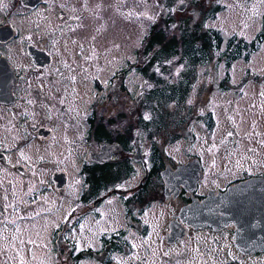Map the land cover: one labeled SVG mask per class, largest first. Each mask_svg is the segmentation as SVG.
I'll return each instance as SVG.
<instances>
[{
  "label": "flooded vegetation",
  "instance_id": "1",
  "mask_svg": "<svg viewBox=\"0 0 264 264\" xmlns=\"http://www.w3.org/2000/svg\"><path fill=\"white\" fill-rule=\"evenodd\" d=\"M119 3L0 0V264L43 263L46 250L33 257L43 247L32 229L39 227L42 238L47 215L59 219L50 228L48 264L84 258L115 264L119 255L124 264H157L161 244L166 252L194 243L211 253L227 235L221 264H264V247L257 245L264 241V118L260 128H233V138H213L217 113L194 117L185 107L192 92L168 84L151 91L143 71L156 62L144 60L145 40L136 66L143 74L140 98H169L167 106L171 101L175 108L160 118L159 104L143 107L140 99L133 106L129 50L106 31L113 14L126 15V1ZM161 9L164 20L171 18L164 4ZM260 45L240 41L235 47L239 54L248 49V62ZM245 95L235 92V110ZM135 110L139 128L131 135ZM152 121L156 129L149 132ZM193 122L203 125L207 139ZM105 146L109 159L99 160ZM74 177L78 192L67 217L63 206ZM228 200L235 220L225 221ZM106 203L122 213V229L113 226L95 248L81 249L73 233H81L90 216L104 219L99 211ZM164 210L169 217L162 220ZM199 211L213 222L197 220ZM116 214L107 210L110 219ZM238 226L248 227L255 242L237 243ZM181 256L177 250L171 259Z\"/></svg>",
  "mask_w": 264,
  "mask_h": 264
},
{
  "label": "rangeland",
  "instance_id": "2",
  "mask_svg": "<svg viewBox=\"0 0 264 264\" xmlns=\"http://www.w3.org/2000/svg\"><path fill=\"white\" fill-rule=\"evenodd\" d=\"M101 1L103 0H98L99 3ZM114 1L117 2V0ZM124 1H126V6L123 7L126 11L125 17L122 18L121 14L119 16L113 14L112 19H107L109 24L106 31H110L109 35L113 36L115 40L117 39L116 41L121 46L123 45L129 50V59L132 66H134L129 74L130 93L133 96L131 104L133 106H137L136 100L141 97L140 95L144 88L143 76H145V79L148 82L151 81L150 83L153 85L151 91L154 88L157 90L156 86L163 88L164 86L167 87L168 84L169 87L170 85L171 87L178 85V90L181 88L180 90L182 91L192 92V95L188 96L185 107L192 109L194 117L198 113H207L215 110L218 127L213 138L217 140L233 138V128H237L241 132H248L252 127L260 128V119L264 118V83H261L264 82V41L258 47L256 53L252 52L249 54L248 62L245 60L248 49L244 47L242 53L239 54V52H235L238 48L234 46L240 41L247 44L253 43L264 33V0ZM161 4L166 6L167 12L171 16L169 21L163 19ZM182 4H187V11L183 14L177 11ZM119 5L122 6V0H120ZM191 11H193V14H191ZM111 21H114V23L112 24ZM154 28L173 35L175 33L181 34L183 31L194 32L197 35L203 32V34H207L209 38H212L213 41L215 38L221 40V46L218 47V42H215L213 50L208 53L205 51L204 55H202L200 51L201 45H198L197 51L192 57L187 55V49L181 45L178 54L160 61L152 60L153 56L151 57L148 52L145 53L143 51L145 61L151 59L156 63L148 65L144 69V75L142 74V76L140 71L136 69L139 59L138 55L143 48L144 40L145 42L147 41ZM231 40H233V43L229 47L228 42ZM229 49L233 52H228ZM235 53H238L236 60H234ZM113 65L114 62L112 63ZM216 74L219 76L218 80L221 85L218 90L213 87L216 83ZM152 76H155V78H152ZM251 76L254 79H250ZM250 80H254V82ZM239 87H243L242 90ZM238 91L245 92L246 99L239 100L243 102L242 108L235 110V92ZM259 94H261L260 99L258 98ZM150 96L143 99L140 98L143 101L141 106L150 107L153 104V108L154 105L159 104V108L163 110L162 113H166L164 110L168 107V114L172 116L171 109L175 108L174 102L170 101L167 106L165 102L168 101H163L160 104L158 102L159 99H154ZM136 111L131 114L130 125L133 126L131 135H133L135 128H139V123L136 119L138 113ZM146 118H148V115H146ZM135 119L137 122L133 123ZM192 126L196 129L199 138L207 139L205 128L201 123L193 122ZM182 136L184 137V135ZM80 147L81 149L85 148L83 143H80ZM104 148L106 155L103 159L108 160L109 148L107 146ZM75 192H78L77 177L73 178L71 186L65 195V205L63 207L67 217L69 211L75 207L73 203ZM111 206L106 203L99 211L104 215V219L96 221L90 216L86 218L85 226L82 227L83 231L79 234L73 233L80 241L81 249L95 248L98 237L104 231H109L113 226H115L116 230L122 229V213L118 209H113L117 211L113 219H110L107 215V210L108 213L113 211ZM116 206L121 208L119 203L114 205V207ZM164 214L169 217L166 210H164L162 212V220L165 219L163 217ZM44 220L48 226L42 232V238L39 227L32 229V234L35 236L33 241L43 247L42 250L35 248L33 257L42 256L43 251L46 250L45 254L47 253V255L42 264H48V260L52 257L51 252H48V249L51 250V242L48 240L50 238V228L52 225H58L59 219L53 215H47ZM86 230H89V233H86ZM223 244H216L215 250L211 253L204 250L205 246L198 247L194 243H188V247L183 245V247L169 249L166 252L167 249L161 244L157 249L160 252L159 257H162L156 262L157 264H208L207 261H209L210 264H221L224 251L227 246H230L228 235ZM177 250L181 251L182 256L172 261L171 255L176 253ZM164 252L168 259L164 258L162 254ZM122 257V255H119L114 260L116 261L115 264H124ZM33 264H38V261L33 260ZM80 264L104 263H101L100 260L84 258Z\"/></svg>",
  "mask_w": 264,
  "mask_h": 264
},
{
  "label": "trees",
  "instance_id": "3",
  "mask_svg": "<svg viewBox=\"0 0 264 264\" xmlns=\"http://www.w3.org/2000/svg\"><path fill=\"white\" fill-rule=\"evenodd\" d=\"M171 18H169L167 21H169ZM174 37V38H172ZM264 40V33L258 37L256 42L257 44H261ZM148 42V43H147ZM215 42H218V47H220L221 40L218 38H215L213 41L212 38H209L207 34H203V32L198 33V35L194 32L189 31H183L181 34L175 33L173 34H167L163 31H158V29L154 28V31L151 32L150 37L146 41V47H144V52L150 54L152 60L160 61L166 58H169L170 56H174L175 54H178L181 49V45L185 46V49H187L186 53L187 55H190L194 57L195 52L197 51L198 45H201L200 51L202 52V55H204V52L207 51L210 52L215 47ZM233 40L228 42L229 47L232 46ZM235 47V46H234ZM228 52H233L231 49H229ZM239 52V51H235ZM238 53H235L234 60L237 59ZM149 58V57H148ZM245 59H248L247 57ZM152 78H155V76H152ZM171 99L169 98H163L159 99L162 104L163 101H169ZM167 103V102H165ZM158 105L156 108V114L155 117L163 118L162 111ZM136 113V112H135ZM132 116V115H131ZM136 116V115H135ZM136 119L133 121V123H136ZM154 122L152 121L149 123V127L147 128V131H154L156 127H154Z\"/></svg>",
  "mask_w": 264,
  "mask_h": 264
},
{
  "label": "water",
  "instance_id": "4",
  "mask_svg": "<svg viewBox=\"0 0 264 264\" xmlns=\"http://www.w3.org/2000/svg\"><path fill=\"white\" fill-rule=\"evenodd\" d=\"M187 10V4H182V5H180L179 7H178V9H177V11L179 12V13H183V12H185ZM191 14H193V11H191ZM139 99H140V97L137 99L138 101H139ZM106 155V150H105V148H103L102 149V152H101V154L100 155H98V158H99V160H101L100 158H104V156ZM233 192H231V194H230V196L229 197H233ZM228 199H230V198H228ZM232 199V198H231ZM232 210H235V207H234V203L232 204L231 203V201L230 200H228L227 202H226V205H225V208H223V211H222V213H225V221L226 220H235L234 219V216H233V214L232 213H230V211H232ZM231 215V216H230ZM212 218L210 217V215L208 216V215H204L203 213H202V211H199V215H197V220H199V221H201V222H205V221H209L210 220V222H213L212 220H211ZM218 220H222V217H220V218H217ZM249 226V225H248ZM246 226H238V229H237V231H236V241H237V243H238V241L239 242H242L243 244H245V245H247V246H250L253 242H255V241H251L250 240V235H251V233H250V229L248 228V227H246ZM245 230V232H243ZM252 236V235H251ZM258 241H261V242H258ZM257 245L258 246H260V247H264V241H262V240H257ZM241 243V244H242ZM242 244V245H243ZM251 247H253V246H251ZM254 250V249H253Z\"/></svg>",
  "mask_w": 264,
  "mask_h": 264
}]
</instances>
